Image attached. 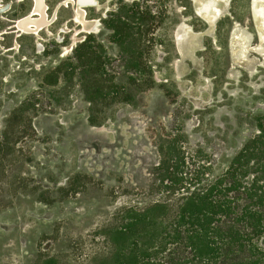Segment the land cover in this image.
Masks as SVG:
<instances>
[{
  "label": "rangeland",
  "instance_id": "obj_1",
  "mask_svg": "<svg viewBox=\"0 0 264 264\" xmlns=\"http://www.w3.org/2000/svg\"><path fill=\"white\" fill-rule=\"evenodd\" d=\"M62 1L46 0L50 17ZM192 2L99 1L92 34L68 5L31 37L10 26L32 1L0 0V133L16 135L0 159V264H86L115 211L153 200L173 134L186 173L223 170L258 134L264 0H219L213 18Z\"/></svg>",
  "mask_w": 264,
  "mask_h": 264
},
{
  "label": "trees",
  "instance_id": "obj_2",
  "mask_svg": "<svg viewBox=\"0 0 264 264\" xmlns=\"http://www.w3.org/2000/svg\"><path fill=\"white\" fill-rule=\"evenodd\" d=\"M257 130L223 170L207 160L189 173L173 134L167 148L159 146L153 200L115 211L99 235L103 249L96 247L86 264H264L262 120ZM15 136L0 133V159Z\"/></svg>",
  "mask_w": 264,
  "mask_h": 264
},
{
  "label": "bare ground",
  "instance_id": "obj_3",
  "mask_svg": "<svg viewBox=\"0 0 264 264\" xmlns=\"http://www.w3.org/2000/svg\"><path fill=\"white\" fill-rule=\"evenodd\" d=\"M32 8L28 15L17 20V28L21 35L25 36H39L41 32L45 29L50 28L57 21V11L62 7L72 5L75 12V24H77L82 33L92 34L96 33L97 24L95 20H88L85 9L87 8H98L99 1H105L111 3L115 0H64L62 1L56 9L53 16L48 15V6L46 0H31ZM199 5L198 11L209 18H213L218 12V7L220 6L219 0H197ZM32 12V13H31ZM12 28V27H11ZM14 27L12 30H15ZM258 32L264 35V27L259 26Z\"/></svg>",
  "mask_w": 264,
  "mask_h": 264
},
{
  "label": "water",
  "instance_id": "obj_4",
  "mask_svg": "<svg viewBox=\"0 0 264 264\" xmlns=\"http://www.w3.org/2000/svg\"><path fill=\"white\" fill-rule=\"evenodd\" d=\"M75 1L77 2V0H75ZM33 8H34V7H33ZM33 8H32V12H33ZM32 12H31V13H32ZM11 27H12V28H11ZM14 27H16V29H15V30H12ZM10 31H11V32H10L11 34H16V32L19 31L18 28H17V21H12V22H11Z\"/></svg>",
  "mask_w": 264,
  "mask_h": 264
},
{
  "label": "flooded vegetation",
  "instance_id": "obj_5",
  "mask_svg": "<svg viewBox=\"0 0 264 264\" xmlns=\"http://www.w3.org/2000/svg\"><path fill=\"white\" fill-rule=\"evenodd\" d=\"M190 2L193 3L192 0H190ZM193 5H194V3H193ZM194 13H195V15L197 16V12H196V10H195V6H194ZM220 14H221V11H220ZM197 17H198V16H197ZM198 18H199V17H198ZM219 18H220V15H219V17L217 18V20H218ZM199 19H200L201 21H203L201 18H199ZM203 23L206 25L205 22H203ZM206 26H207V25H206ZM206 30H208V26H207V29H206ZM206 30H205V31H206ZM205 31H204L203 33H205ZM204 37H205V36H204Z\"/></svg>",
  "mask_w": 264,
  "mask_h": 264
}]
</instances>
